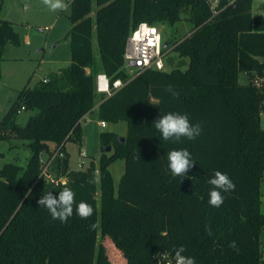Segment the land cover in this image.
<instances>
[{
  "label": "trees",
  "instance_id": "1",
  "mask_svg": "<svg viewBox=\"0 0 264 264\" xmlns=\"http://www.w3.org/2000/svg\"><path fill=\"white\" fill-rule=\"evenodd\" d=\"M252 7V0L71 1L70 63L20 90L0 121V141L10 134L31 151L24 168H0V264H111L100 243L105 237L126 264H158L162 253L174 260L180 246L196 264H264V16L253 15ZM183 19L192 24L188 34L163 42V51L179 59L175 67L131 78L124 69L131 33L142 23ZM7 43L20 47L22 40L0 19V58ZM166 65L174 66V58ZM239 73L248 84H239ZM98 74L125 85L110 97L98 94ZM22 111L34 113L24 126L17 123ZM95 111L101 122L126 124L124 142L101 134L98 166L69 170L66 144L80 143L81 122ZM169 112L187 113L201 135L163 140L153 122ZM184 148L195 165L185 177L173 176L167 153ZM119 160L124 172L116 189L109 167ZM216 171L235 184L218 208L208 202ZM64 187L94 214L85 220L74 210L61 223L37 204L48 192L58 198Z\"/></svg>",
  "mask_w": 264,
  "mask_h": 264
},
{
  "label": "rangeland",
  "instance_id": "2",
  "mask_svg": "<svg viewBox=\"0 0 264 264\" xmlns=\"http://www.w3.org/2000/svg\"><path fill=\"white\" fill-rule=\"evenodd\" d=\"M71 1L65 0L67 4L65 10L53 12L43 4L42 0H0V19L11 22L14 31L22 40L20 47L7 43L0 58V121L15 102L20 90L24 87L39 86L43 79L48 78V75L57 73L69 64L70 42L68 34L72 26L69 20ZM210 1L215 4V0ZM260 1L252 0L253 10L261 3ZM94 13L95 10L91 17H94ZM156 25L162 35L163 42H174L182 39L192 29V24L184 19L175 25ZM40 29L43 32H40ZM93 48L96 53V43H94ZM171 57L174 58V66L166 65V70L173 69L179 61L176 54L167 51L165 60L167 61ZM131 70L134 72V69ZM238 82L241 85L248 84L249 77L245 73H239ZM96 100L98 101V98ZM33 114V112L22 111L17 117V123L24 126ZM99 124L100 119L96 111L86 115L81 122L80 143L68 142L66 144V150L70 155L69 170L85 169L90 162L98 166L102 154L101 134L113 133L123 138L126 136V124L124 122L106 123L105 127H101ZM261 128L264 130L263 117L261 118ZM7 136L8 140L0 141V168L7 163H14L24 168L31 155L27 143L16 139L13 135ZM81 153L85 154L84 158H81ZM106 154H112V147L111 151ZM41 160L46 163L49 161V156L42 154ZM109 170L117 189L124 172V161L114 162L110 165ZM96 199L99 209V193H97ZM260 210L264 214V179L261 182ZM100 243L105 247L111 264H126L121 253L114 248L108 238H103ZM260 243L261 257L264 261V231L260 236Z\"/></svg>",
  "mask_w": 264,
  "mask_h": 264
},
{
  "label": "clouds",
  "instance_id": "3",
  "mask_svg": "<svg viewBox=\"0 0 264 264\" xmlns=\"http://www.w3.org/2000/svg\"><path fill=\"white\" fill-rule=\"evenodd\" d=\"M43 4L53 12L65 10L67 4L65 0H42ZM167 91L174 97L178 95L171 85ZM155 129L161 134L165 141L179 140L181 137H186L189 140H195L202 133V126L198 123H193L187 113L169 112L164 115H159L153 122ZM168 167L173 176L185 177L190 169L195 165L192 154L188 149H173L167 153ZM182 181V180H181ZM180 181V182H181ZM92 179L89 183H94ZM208 183L212 185L209 192V204L214 207H220L224 203L222 193H229L235 190V184L231 178L220 171H216L214 176L209 179ZM31 190L29 189L30 194ZM26 194V195H27ZM37 204L47 209L53 220H59L61 223H66L68 218L75 213L81 219H88L94 214L93 206L86 201H76V193L69 187H64L58 193V198L52 192L43 195ZM95 227V225H92ZM230 247H235V241L230 244ZM186 249L183 246L178 247L174 251L175 264H196L195 258L186 256Z\"/></svg>",
  "mask_w": 264,
  "mask_h": 264
},
{
  "label": "built area",
  "instance_id": "4",
  "mask_svg": "<svg viewBox=\"0 0 264 264\" xmlns=\"http://www.w3.org/2000/svg\"><path fill=\"white\" fill-rule=\"evenodd\" d=\"M40 32L43 30L40 29ZM163 44L162 35L156 26L142 23L131 33L124 53V69L131 78L147 70H165L166 52L163 51ZM131 69H134V72ZM43 82H46V79ZM124 85L121 80L110 84L105 74H98L95 80L96 92L106 97L112 96ZM99 125L105 127L106 123L100 121ZM84 157L85 154L81 153V158ZM157 262L158 264H175L168 253L158 255Z\"/></svg>",
  "mask_w": 264,
  "mask_h": 264
},
{
  "label": "crops",
  "instance_id": "5",
  "mask_svg": "<svg viewBox=\"0 0 264 264\" xmlns=\"http://www.w3.org/2000/svg\"><path fill=\"white\" fill-rule=\"evenodd\" d=\"M260 2L261 3L256 6L255 10H253V7H252V13H253V15L264 16V0H261ZM69 60H70V58H69ZM69 63H70V61H69Z\"/></svg>",
  "mask_w": 264,
  "mask_h": 264
},
{
  "label": "water",
  "instance_id": "6",
  "mask_svg": "<svg viewBox=\"0 0 264 264\" xmlns=\"http://www.w3.org/2000/svg\"><path fill=\"white\" fill-rule=\"evenodd\" d=\"M165 47H166V44L164 43L163 44V48H165ZM118 139H119L120 142H124V138L123 137H119ZM110 151H111V147L110 146H107L105 148V152L107 153V152H110Z\"/></svg>",
  "mask_w": 264,
  "mask_h": 264
}]
</instances>
